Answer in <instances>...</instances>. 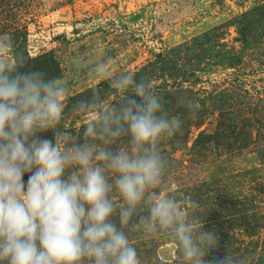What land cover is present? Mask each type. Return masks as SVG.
<instances>
[{
  "label": "rangeland",
  "instance_id": "rangeland-1",
  "mask_svg": "<svg viewBox=\"0 0 264 264\" xmlns=\"http://www.w3.org/2000/svg\"><path fill=\"white\" fill-rule=\"evenodd\" d=\"M4 40L24 72L63 78L61 127L81 142L73 106L92 94V65L147 79L183 121L161 144L164 186L215 237L205 261L264 264V0H0ZM97 86L114 102L107 81ZM181 95L196 102L194 115ZM39 135L54 142L51 130ZM126 232L141 264H182L166 237Z\"/></svg>",
  "mask_w": 264,
  "mask_h": 264
},
{
  "label": "clouds",
  "instance_id": "clouds-1",
  "mask_svg": "<svg viewBox=\"0 0 264 264\" xmlns=\"http://www.w3.org/2000/svg\"><path fill=\"white\" fill-rule=\"evenodd\" d=\"M10 49L0 41V264H141L126 229L171 240L182 264H207L203 245L215 237L197 230L164 186L161 144L183 121L152 84L110 61L92 65V94L73 106L84 121L81 142L61 127L63 78L19 71L24 58ZM100 81L114 102L101 96ZM177 103L195 114L186 95ZM49 130L54 142L39 135Z\"/></svg>",
  "mask_w": 264,
  "mask_h": 264
},
{
  "label": "trees",
  "instance_id": "trees-1",
  "mask_svg": "<svg viewBox=\"0 0 264 264\" xmlns=\"http://www.w3.org/2000/svg\"><path fill=\"white\" fill-rule=\"evenodd\" d=\"M19 71L24 72L23 68H20ZM45 77H46V76H45ZM46 78H48V77H46Z\"/></svg>",
  "mask_w": 264,
  "mask_h": 264
}]
</instances>
